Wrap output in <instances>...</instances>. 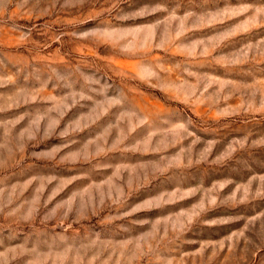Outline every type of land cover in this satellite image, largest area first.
Here are the masks:
<instances>
[{"label": "rangeland", "instance_id": "374dc122", "mask_svg": "<svg viewBox=\"0 0 264 264\" xmlns=\"http://www.w3.org/2000/svg\"><path fill=\"white\" fill-rule=\"evenodd\" d=\"M0 264H264V0H0Z\"/></svg>", "mask_w": 264, "mask_h": 264}]
</instances>
